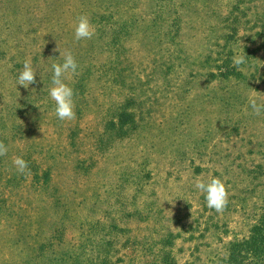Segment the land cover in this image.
<instances>
[{
    "label": "rangeland",
    "instance_id": "374dc122",
    "mask_svg": "<svg viewBox=\"0 0 264 264\" xmlns=\"http://www.w3.org/2000/svg\"><path fill=\"white\" fill-rule=\"evenodd\" d=\"M81 15L90 40L75 39ZM60 52L78 63L62 77L72 121L49 95ZM249 96L264 103V0H0V264H222L264 209ZM15 157L43 166L42 192ZM215 177L223 213L195 187Z\"/></svg>",
    "mask_w": 264,
    "mask_h": 264
},
{
    "label": "clouds",
    "instance_id": "9594fccd",
    "mask_svg": "<svg viewBox=\"0 0 264 264\" xmlns=\"http://www.w3.org/2000/svg\"><path fill=\"white\" fill-rule=\"evenodd\" d=\"M95 26L90 22L86 15L78 17L75 25V39L90 40L95 35ZM59 51V48L57 49ZM64 57L63 64H53L52 87L49 90L51 99L55 102V113L61 121H72L76 119L74 90L68 84L64 83L62 77L66 74H76L78 63L75 57L69 52L67 54L60 52ZM246 62L245 56L237 55L233 57V66L238 67ZM37 73L31 66L30 61H25L23 69L20 71L17 83L24 88L36 83ZM248 105L256 115L264 112V103H259L254 96L248 97ZM8 147L0 141V156L7 155ZM13 164L16 170L21 174H27L29 170L28 162L22 157H15ZM195 187L206 194L207 206L214 209L217 213H223L229 204V190L225 182L219 177L210 179L208 182L197 181Z\"/></svg>",
    "mask_w": 264,
    "mask_h": 264
},
{
    "label": "trees",
    "instance_id": "16d2710c",
    "mask_svg": "<svg viewBox=\"0 0 264 264\" xmlns=\"http://www.w3.org/2000/svg\"><path fill=\"white\" fill-rule=\"evenodd\" d=\"M230 70V66L227 67V71ZM227 71H222L220 75L222 76H227ZM128 115L127 112L121 113L120 114V119L123 121ZM125 128V126H122ZM43 159L47 158L48 156L43 155ZM61 157H56L54 158L55 161H61ZM71 163L74 162H81L85 163L84 157H76L72 156L71 157ZM70 160H68V163H70ZM34 169L29 168V172L31 176L27 177V183H29V192L32 191L34 188L38 192H42L45 188V184L48 183V179L45 178L43 181L42 180V175L40 171V167L43 168L42 165L39 163L36 165H33ZM46 170V169H45ZM45 170L43 173H45ZM45 175H47L45 173ZM2 178L0 177V181ZM34 181L36 182L37 186L34 185ZM47 181V182H46ZM4 186L0 185V202H1V196L3 194ZM48 194V193H46ZM51 198L56 196L52 193H50ZM54 200H51V202ZM264 207V206H262ZM261 207V209H262ZM1 210V209H0ZM254 224L252 225L251 229L249 230V234L243 237H236L232 241L229 242V246L225 248L227 251L225 252L224 255L219 259L220 262H223L222 264H264V209L262 214L257 215Z\"/></svg>",
    "mask_w": 264,
    "mask_h": 264
}]
</instances>
